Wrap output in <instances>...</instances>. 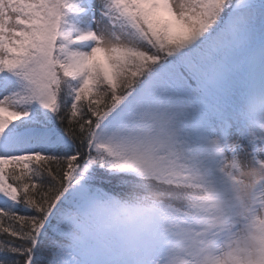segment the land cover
Segmentation results:
<instances>
[{
  "label": "snow or ice",
  "instance_id": "1",
  "mask_svg": "<svg viewBox=\"0 0 264 264\" xmlns=\"http://www.w3.org/2000/svg\"><path fill=\"white\" fill-rule=\"evenodd\" d=\"M0 264H264V0H0Z\"/></svg>",
  "mask_w": 264,
  "mask_h": 264
}]
</instances>
